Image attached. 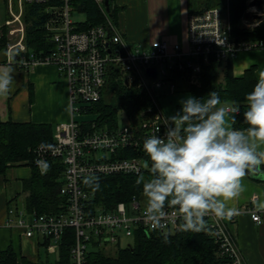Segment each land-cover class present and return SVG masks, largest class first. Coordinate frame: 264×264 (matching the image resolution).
<instances>
[{"label": "built area", "instance_id": "obj_1", "mask_svg": "<svg viewBox=\"0 0 264 264\" xmlns=\"http://www.w3.org/2000/svg\"><path fill=\"white\" fill-rule=\"evenodd\" d=\"M104 8V0H96ZM247 8L241 19L240 27L254 30L264 22V5L261 10L257 6ZM7 2L12 20L5 25H18L9 32L18 35L16 43L6 50L5 62L29 69L40 63L53 64L64 74L70 85L72 118L56 126L55 141L51 147L38 146L34 149V164L38 160L50 164L52 158H59L65 165L61 194L67 198L66 209L60 213H39L31 211L25 203V197L14 199L8 209V217L2 226L20 227L27 237L42 236L55 246H60L67 228H74L76 244L73 246V264H85L86 255L92 245L121 246L122 239L131 237L137 229L147 232L151 230L143 220L145 204L136 196L129 203L120 202L109 211L99 210L88 213L87 201L89 192L84 188V179L88 176L131 174L144 169V161L140 157H119L118 152L138 147L149 135L160 127L163 136L165 119L158 97L163 95V88L168 93L186 90L191 86H201L206 65L214 58L220 64V77L223 78L225 66L230 57L242 50L264 49V38L258 40L245 39L234 34L230 16V5L227 7H210L199 12L190 13L188 25V43L168 38L156 40L145 46H131L117 30L114 22L107 19L106 24L93 26L78 31L73 20L74 0H1ZM264 2V0H263ZM17 4L18 13L12 8ZM27 4L48 5V12L53 14L47 28L53 31L51 37L54 49L47 55L32 52L24 41L23 10ZM228 11L227 20L224 10ZM105 9V8H104ZM248 14H257L256 19ZM0 48V64L4 62ZM116 68L128 80L135 83L151 100V106L144 112L139 127H135L131 119L125 115L127 123L115 129H99L93 122V130L81 127L76 114H88L87 108L99 102L108 84V77ZM149 68L156 70V77L150 76ZM118 156V157H115ZM253 220L262 222L257 209L250 210ZM210 232L220 242L222 252L229 254L228 264H245L234 237L226 227L225 220L217 221L214 217H206ZM179 221H177L178 223ZM175 232L176 223L172 218L165 231ZM128 246V245H126ZM125 247V246H123Z\"/></svg>", "mask_w": 264, "mask_h": 264}, {"label": "trees", "instance_id": "obj_2", "mask_svg": "<svg viewBox=\"0 0 264 264\" xmlns=\"http://www.w3.org/2000/svg\"><path fill=\"white\" fill-rule=\"evenodd\" d=\"M115 2L116 0H110V10H107L96 0H74L75 11L86 15V20L78 22L76 29L83 31L106 24L108 16L116 21L118 7ZM224 2L225 0L217 1L215 5L219 6ZM229 5L236 36L250 40L264 38V22L254 30H245L239 26L247 8V0H229ZM189 6L190 12L193 13L209 8L210 5L195 8L192 0H189ZM52 17L53 14L48 12V5H26L24 19L27 23V45L32 52L47 55L54 49L55 44L51 38L54 33L47 28V23ZM233 58H229L223 78L219 73L220 64L211 58L210 64L204 68L202 85L191 86L186 91L197 99L206 98L211 91H217L222 101L240 102L241 108L234 127L242 129L247 127L243 116L247 111L245 96L257 82V68L252 66L243 76L237 77L233 73ZM108 78L102 99L88 106L86 110L93 117L83 120L81 127L93 130L92 124L95 122L96 128L115 129L121 126L122 114L131 119L135 127H139L144 112L152 105L150 98L135 83H126L116 68L112 69ZM180 109L181 104L177 105L176 113ZM55 131L56 128L47 123L0 121V175H5L10 168L17 165L31 166L32 175L23 181L25 203L31 211L39 213H60L66 209L67 198L61 194L65 170L63 161L52 158L51 167L46 173H42L34 164V149L42 142L53 143ZM142 144L143 141L138 147L118 152V156L122 158L140 157L144 161V169L140 174L98 175V189H95L94 185L84 184L85 190L89 192L86 208L88 213L112 210L120 202L129 203L134 196L146 205L143 185L136 183L141 175L146 179L150 178L149 169L145 167L146 163L150 162L142 150ZM75 244V229L67 228L59 246V259L38 263L20 255L12 245L2 249L0 244V264H73L72 250ZM118 247L115 254H108L104 250L105 246L95 243L87 252L85 264H228L231 260L229 254L222 252L220 242L210 232L209 227L207 231L200 233L170 232L167 242L161 232L137 229L132 243Z\"/></svg>", "mask_w": 264, "mask_h": 264}, {"label": "clouds", "instance_id": "obj_3", "mask_svg": "<svg viewBox=\"0 0 264 264\" xmlns=\"http://www.w3.org/2000/svg\"><path fill=\"white\" fill-rule=\"evenodd\" d=\"M14 69L0 67V96L12 91ZM246 128H235L240 102L222 101L217 91L206 98L188 96L179 101L181 109L165 119L161 129L143 140L149 159L150 178L139 176L146 205L143 220L151 230L162 231L167 242L168 222L176 230L200 233L208 230L206 217L231 220L239 214L230 202L245 190V177L264 180V70L258 73L253 89L246 94ZM41 147H51L44 142ZM46 173L51 165L38 160ZM84 183L99 188L97 177ZM177 221H179L177 223Z\"/></svg>", "mask_w": 264, "mask_h": 264}, {"label": "crops", "instance_id": "obj_4", "mask_svg": "<svg viewBox=\"0 0 264 264\" xmlns=\"http://www.w3.org/2000/svg\"><path fill=\"white\" fill-rule=\"evenodd\" d=\"M118 7L117 30L133 47L145 46L156 40L168 38L185 46L188 43L190 16L189 0H116ZM0 67L14 69L12 91L0 96V121L47 123L55 128L72 118L70 85L66 77L53 64L40 63L29 69L5 62ZM234 74L241 77L252 66L258 73L264 70V49L242 50L234 58ZM28 167V168H25ZM14 171L11 176L8 172ZM32 175L29 165H17L5 175H0V224L8 217L10 201L25 197L23 181ZM245 190L230 202L239 214L225 220L226 227L234 237L245 264H264V180L245 177ZM257 209L262 222L253 220L250 210ZM20 227L0 228L2 249L13 246L15 250L33 263L56 261L59 247L42 236L27 237ZM48 241V242H47ZM47 242V243H46ZM46 243V244H45Z\"/></svg>", "mask_w": 264, "mask_h": 264}, {"label": "rangeland", "instance_id": "obj_5", "mask_svg": "<svg viewBox=\"0 0 264 264\" xmlns=\"http://www.w3.org/2000/svg\"><path fill=\"white\" fill-rule=\"evenodd\" d=\"M217 1H224V0H192V5L195 8H199L201 6L204 5H210L208 6L210 7H216L217 5H215V3L217 4ZM16 4V3H15ZM219 7H227V0H225V2L223 4H220ZM224 19L227 20L228 18V11L224 8ZM10 8L7 2H1L0 0V48L4 49V51H2L1 56L5 57L6 56V50L8 49L9 45L14 44L17 42L18 40V35H11L10 34V28L12 27H18V25L14 24V25H5L7 20H12L13 16L12 14L9 12ZM12 11H14V13H18V7L17 4L14 5V7L12 8ZM25 11L26 8H24L23 10V16H22V22L24 25V41L26 46L27 45V23L24 19V15H25ZM73 20L75 21V23L77 24L78 22H82L86 20V15L83 13H79L78 11H74L73 13ZM29 48V47H27ZM163 95H160L158 97V101L159 104L161 106V108L163 109L164 113L166 114L167 117H170L172 115H175L176 113V107L177 105H179V101H181L182 99H186L188 96H190L189 92L184 90H178V92L176 93H168L166 87L163 88L162 90ZM93 116L90 114H81L78 115L76 114V118L78 121H83V120H87L92 118ZM125 114L121 115V124L123 123H127V119H125ZM28 168V167H25ZM14 171L10 170L8 172L9 176H11V174H13ZM16 199V198H14ZM12 199V200H14ZM133 242V238L131 237H126L122 239V244H120L121 246H126L130 243ZM105 246V245H104ZM118 245H106L105 246V252L108 254H115L116 250H117Z\"/></svg>", "mask_w": 264, "mask_h": 264}, {"label": "water", "instance_id": "obj_6", "mask_svg": "<svg viewBox=\"0 0 264 264\" xmlns=\"http://www.w3.org/2000/svg\"><path fill=\"white\" fill-rule=\"evenodd\" d=\"M104 5H105V8H107V10H110V0H104ZM257 6V8L259 10H261L263 8V5H264V2L263 0H253L250 2V6ZM248 16H251L253 18H256V19H261L262 17L257 15V14H248ZM148 73L150 76H153V77H156V70L154 68H149L148 69ZM126 83H128V80L126 79Z\"/></svg>", "mask_w": 264, "mask_h": 264}]
</instances>
